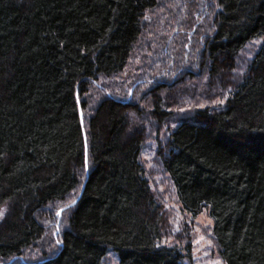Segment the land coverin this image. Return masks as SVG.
Masks as SVG:
<instances>
[{
  "label": "trees",
  "instance_id": "1",
  "mask_svg": "<svg viewBox=\"0 0 264 264\" xmlns=\"http://www.w3.org/2000/svg\"><path fill=\"white\" fill-rule=\"evenodd\" d=\"M158 7L0 0V264H104L109 252L117 264L191 259L190 242L162 241L171 227L140 161L146 126L133 114L158 127L178 118L157 154L182 210L207 212L224 264H264V0H199L183 20L191 19L186 34L153 38L138 87L154 88L141 106L108 83L109 94L98 93L101 79L123 72ZM254 40L262 41L237 73ZM184 83L189 91L177 99ZM57 207L60 219L45 226ZM51 227L56 251L24 260Z\"/></svg>",
  "mask_w": 264,
  "mask_h": 264
},
{
  "label": "rangeland",
  "instance_id": "2",
  "mask_svg": "<svg viewBox=\"0 0 264 264\" xmlns=\"http://www.w3.org/2000/svg\"><path fill=\"white\" fill-rule=\"evenodd\" d=\"M198 1L199 0H158L159 7L148 11L144 18L142 36L135 45L127 66L122 73L113 76L112 78L101 79L100 82H102V86L97 88V92L101 95L109 94L106 93V83H108L111 93L114 94L116 98H124L121 93L124 94L123 91H126V93L131 95V98H129L130 101H133V103L136 102L141 106V100H143L142 98L145 96V93L154 88L145 85H140L138 87V82L143 78L145 72L149 70L152 65V52L157 49L156 45H154L153 38H155V40L165 38L166 36L169 38L168 33L170 34L174 28L175 30L177 29L179 33L182 32V28L184 29L182 33H185V30H190L191 19L190 23L187 25L184 24V21L186 20V16L189 17L188 15H191V10L197 8ZM168 7H171V11L168 10ZM173 9H175V11H173ZM177 10L178 14L175 13ZM197 13L198 12L195 14L196 17L201 20V14ZM173 14L178 16H174ZM161 30L164 32H161ZM261 41L262 40H254L248 43L241 51L237 58V73L244 72L245 67L253 57V54L259 47ZM170 42L172 44V41ZM161 45H163V43H161ZM173 45H175V43H173ZM170 49L173 50L172 47H170ZM176 55L178 56V53ZM185 83L183 86L174 89L173 94L177 99L182 100L185 93H188L189 87L185 86ZM131 119V122L135 124H144L146 126V129L144 128L146 130L145 139L140 150V161L146 171L150 183L151 194L161 208L162 225H169L171 227V230L169 231L170 233L163 236L162 241L164 243H191V259L184 264H217V262L218 264H224L219 258L217 247L213 240L211 220L207 212L202 211L196 217H192L182 210L181 205L176 198L171 180L163 170L161 160L157 154L158 149L165 146L168 133L174 128L178 118L175 116L174 120H169L166 125L161 127H158L154 119H149L148 115L146 117L143 114L138 116L133 114L131 115ZM144 119L146 120V123L144 122ZM74 197L76 196L71 194L67 198V202L73 201L75 199ZM56 210V218L51 217V210L46 211L48 214L45 213L44 215L46 218L43 219L45 226H49L53 224L54 220L56 221L57 219H60L63 209L57 207ZM45 230L47 232L43 237L35 245L30 246L24 251L22 255L24 260L34 262L49 256L56 251L58 248L57 243L54 242L51 235L53 232H56L57 229L51 227ZM104 264H117V259L114 253L109 252L107 254L104 258Z\"/></svg>",
  "mask_w": 264,
  "mask_h": 264
},
{
  "label": "water",
  "instance_id": "3",
  "mask_svg": "<svg viewBox=\"0 0 264 264\" xmlns=\"http://www.w3.org/2000/svg\"><path fill=\"white\" fill-rule=\"evenodd\" d=\"M80 115H81V113H80ZM74 203H75V201L71 205H73Z\"/></svg>",
  "mask_w": 264,
  "mask_h": 264
},
{
  "label": "snow or ice",
  "instance_id": "4",
  "mask_svg": "<svg viewBox=\"0 0 264 264\" xmlns=\"http://www.w3.org/2000/svg\"><path fill=\"white\" fill-rule=\"evenodd\" d=\"M59 214V213H58ZM217 264H218V262H217Z\"/></svg>",
  "mask_w": 264,
  "mask_h": 264
}]
</instances>
